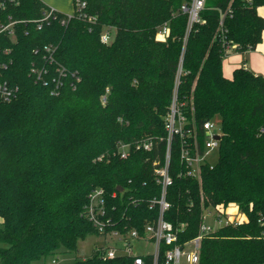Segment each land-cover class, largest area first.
<instances>
[{
    "label": "trees",
    "instance_id": "16d2710c",
    "mask_svg": "<svg viewBox=\"0 0 264 264\" xmlns=\"http://www.w3.org/2000/svg\"><path fill=\"white\" fill-rule=\"evenodd\" d=\"M78 1L86 2L88 18L63 25L58 17L39 29L42 0H0V23L19 21L15 36L0 33V46L11 49L5 78L20 89L13 101H0V264H41L62 246L78 251L81 241L98 236L85 214L96 188L116 194L109 201L116 215L148 214L145 203L130 209L119 197L145 200L159 191L153 162L164 157L179 68V101L189 117L194 110L198 133L220 116L222 136L219 159L203 168L201 183L171 170L167 218L188 223L180 234L187 240L198 234L203 208L238 207L246 219L204 238L200 264H264V76L245 67L232 78L223 73L228 55L246 59L262 42L264 0H206L186 42L181 7L191 0H73L74 9ZM164 25L170 35L162 41L156 34ZM105 31L108 44L101 41ZM48 44L80 77L59 95L31 72L43 58L35 50ZM225 44L235 47L226 51ZM146 140L156 145L152 151L135 149ZM120 143L131 145L128 159ZM76 264L118 262L92 254Z\"/></svg>",
    "mask_w": 264,
    "mask_h": 264
},
{
    "label": "built area",
    "instance_id": "2783aa9c",
    "mask_svg": "<svg viewBox=\"0 0 264 264\" xmlns=\"http://www.w3.org/2000/svg\"><path fill=\"white\" fill-rule=\"evenodd\" d=\"M11 4H19L20 0H6ZM206 0H191L181 7V12L188 15V25L184 42L187 41L193 26L201 22V12L204 9ZM86 2L78 1L75 4L74 13L66 16L64 13L54 7L47 6L41 18L35 20L39 29L45 24L51 23L53 20L61 19L63 25L75 16L80 18H88L85 9ZM76 11V14H75ZM232 13L230 9L228 11ZM226 13H221V24ZM19 21L9 19L8 23H0V33L7 32L10 36H15L14 26ZM170 35L168 25L162 26L156 37L165 41ZM112 40L111 33L105 31L101 36V41L105 44ZM230 44H225L226 51L234 48ZM57 47L53 44L45 45L42 49L35 50L36 53L42 52L43 58L41 64H33L31 72L36 82L50 88L52 95H59L65 88L67 81L71 86L80 81V77L76 72L71 73L65 66L61 65L56 59ZM11 49H2L0 46V101L10 102L17 98L20 91L19 86L11 83L5 78V73L9 68L12 60H4L9 55ZM176 86L174 88L172 102L165 119V152L163 159H156L154 165V178L159 191L148 199L135 198L128 196L125 200L124 196H120L121 202L127 201L128 208L131 205L137 207L141 203L147 206L148 214L144 216H134L125 213L116 215L117 207L110 204V199H116V194H107L104 188L94 189L89 197L86 205V217L92 222L97 229L99 235L106 238L116 239L114 245L100 247L94 250L92 254L97 255L98 259L103 261H117L118 264H200L201 245L204 238L215 233L218 229L229 224H238L245 219L238 207H224L217 205L213 207L203 208L200 217L198 234L187 240H182L180 234L187 227L188 223L176 225L167 218V213L173 209V201L169 199V188L174 184V177L171 170L176 169L178 178H193L201 183L202 170L204 167L213 165L209 161V155L212 151L219 152L220 140L216 136H222L217 131L216 123L213 119L204 121L200 128L201 134L198 133L199 128L195 121L194 110H191L189 117L184 105L179 101V84L180 73ZM106 98L104 97V102ZM156 145L152 140L142 141L136 144V150L152 151ZM119 152L122 159H128L131 154V145L128 143H120ZM173 154L176 161L172 162ZM193 206L194 202L191 201ZM235 213H241V217L234 216ZM149 246L153 250L149 253H139L136 249ZM52 263H56L53 260Z\"/></svg>",
    "mask_w": 264,
    "mask_h": 264
},
{
    "label": "rangeland",
    "instance_id": "374dc122",
    "mask_svg": "<svg viewBox=\"0 0 264 264\" xmlns=\"http://www.w3.org/2000/svg\"><path fill=\"white\" fill-rule=\"evenodd\" d=\"M47 6L54 7L64 13L66 16H71L74 13V3L73 0H42ZM213 121L216 123V128L218 132H221V118L216 116ZM219 159V152L217 150L212 151L209 155V161L212 165H215ZM234 207V206H233ZM237 209V207H234ZM234 216L237 218L241 217V213L233 210ZM244 215V214H243ZM117 240L106 238L103 236L92 235L86 240L81 241L78 246V251L70 252L65 247H61L57 254L48 256L46 259H42L39 263L41 264H76L77 259L87 258L94 252L95 249L105 246H112ZM152 248L149 246L140 247L136 249L139 253H149L152 252ZM56 260V263H52Z\"/></svg>",
    "mask_w": 264,
    "mask_h": 264
},
{
    "label": "crops",
    "instance_id": "0c3cea01",
    "mask_svg": "<svg viewBox=\"0 0 264 264\" xmlns=\"http://www.w3.org/2000/svg\"><path fill=\"white\" fill-rule=\"evenodd\" d=\"M258 13L264 17V6L258 8ZM241 67H245L258 75L264 76V30L262 42L248 53L246 59L241 53L236 51L224 59L223 73L227 78H232L234 71Z\"/></svg>",
    "mask_w": 264,
    "mask_h": 264
},
{
    "label": "water",
    "instance_id": "95a60500",
    "mask_svg": "<svg viewBox=\"0 0 264 264\" xmlns=\"http://www.w3.org/2000/svg\"><path fill=\"white\" fill-rule=\"evenodd\" d=\"M216 139H218V140H220L221 139V137L220 136H216ZM118 190H122V187L121 186H118Z\"/></svg>",
    "mask_w": 264,
    "mask_h": 264
}]
</instances>
